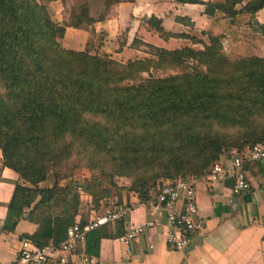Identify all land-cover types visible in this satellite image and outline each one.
Segmentation results:
<instances>
[{
	"label": "trees",
	"instance_id": "obj_1",
	"mask_svg": "<svg viewBox=\"0 0 264 264\" xmlns=\"http://www.w3.org/2000/svg\"><path fill=\"white\" fill-rule=\"evenodd\" d=\"M50 1L0 0L1 165L18 178L1 230L12 231L25 217L37 228L24 239L57 245L69 225L87 222L77 218L81 192L96 210L110 188L119 190L113 177L124 176L130 181L126 191L146 203L150 192L180 175L208 172L223 146L264 142V126L237 123L243 106L264 110V58L252 56L264 42V22L253 19L264 0H247L239 9L241 0L207 3V43L165 32L149 17L138 24L129 49L113 50L120 57L96 53L102 34L91 26L114 18L118 2L133 0H58L60 24L50 18ZM250 17L259 30L239 31ZM65 27L86 33L82 50L61 46ZM220 39L228 48L243 46L248 56L225 57ZM194 43L202 48H192ZM135 44L155 48L157 60L141 57L131 48ZM164 63L179 73H148ZM233 99L239 104L233 106ZM236 123L244 126L238 133L242 140L228 142L218 124ZM80 168L89 172L82 183L72 179ZM256 168L261 172L263 165H244L251 173ZM48 173L54 183L39 188ZM115 196L120 204L119 193ZM114 221L118 236L122 218ZM108 224L85 232V254L98 255L99 241L110 236Z\"/></svg>",
	"mask_w": 264,
	"mask_h": 264
},
{
	"label": "crops",
	"instance_id": "obj_2",
	"mask_svg": "<svg viewBox=\"0 0 264 264\" xmlns=\"http://www.w3.org/2000/svg\"><path fill=\"white\" fill-rule=\"evenodd\" d=\"M222 1L118 2L114 18L95 22L91 26L95 32L102 34V44L96 53L109 55L119 45L122 49H129L138 24L149 17L159 20L165 32L187 35L207 43L203 32L209 25L210 16L204 12V8L207 3ZM46 8L50 18L60 24V2L50 1ZM253 19L258 23L264 22V7L255 12ZM85 38V32L65 27L61 46L82 50ZM190 45L192 48L200 46L199 43ZM254 171L251 173L246 170L249 188L240 194L231 193V179L211 183L196 180L197 211L203 219V225L199 231L192 233L190 244L185 250H175L166 244L167 227L162 215L148 204L139 203L135 197L124 194L122 190L119 193L120 203L131 206L122 217L118 236L132 225L146 223L149 226L144 234L130 242L119 241L115 221L109 222L110 236L99 241L97 256L85 254L83 243L80 242L65 264H264V166L261 172L257 168ZM47 176L37 183L39 188H48L54 183L52 178L53 183L42 187L41 184L47 182ZM17 180L14 171L1 165L0 155V264L12 261L24 239L23 234H31L37 228L35 223L24 217L17 221L12 231L1 230L6 204ZM80 199L77 218L87 222L104 211L112 210L117 201V197L112 195L101 200L99 207L92 210L88 207L90 197L87 194L81 192Z\"/></svg>",
	"mask_w": 264,
	"mask_h": 264
},
{
	"label": "built area",
	"instance_id": "obj_3",
	"mask_svg": "<svg viewBox=\"0 0 264 264\" xmlns=\"http://www.w3.org/2000/svg\"><path fill=\"white\" fill-rule=\"evenodd\" d=\"M250 162H259L264 166V142L220 155L205 174L198 177L195 175L188 178L178 177L167 182L143 203L162 215L167 227L165 242L170 248L187 249L192 233L199 231L203 225V219L197 211L196 180L211 183L231 179V193L240 194L249 188L244 165ZM129 208L126 203L115 202L112 210L98 214L93 220L83 225L78 222L69 225L65 230L64 239L57 245L48 243L36 246L30 240L22 239L14 259L5 264H65L74 254L78 243L83 241L86 231L96 225L122 218ZM147 226L149 224L146 223L132 225L117 239L124 242L135 240L144 234Z\"/></svg>",
	"mask_w": 264,
	"mask_h": 264
},
{
	"label": "rangeland",
	"instance_id": "obj_4",
	"mask_svg": "<svg viewBox=\"0 0 264 264\" xmlns=\"http://www.w3.org/2000/svg\"><path fill=\"white\" fill-rule=\"evenodd\" d=\"M246 1L247 0H241L240 3L235 5V8L239 9L240 7H242L244 5V3ZM238 30L239 31H244V32H249V33H254V32L258 31L259 29L257 28L256 22L250 17L249 19H247L246 21H242L238 25ZM263 39H264V36H263ZM219 47H220L219 48L220 52L225 57L238 58V57H247L248 56L245 52H243V48H244L243 46H235L233 48H228L227 44H226V41L224 39H220ZM131 48L136 50L137 53L139 55H141V57L151 56L154 59V61L157 60V57H156L157 51L153 47H150L148 45H137V44H135ZM201 48H202L201 45L194 47V49H201ZM126 49H122V51L124 52V50H126ZM109 55L111 57H120L121 53L112 51ZM252 56H255V57L261 58V59L264 58V42L260 44V48L256 52H254V54ZM189 63H191V64H193L195 66L201 67L202 69L204 68L203 65L197 64L194 61H189ZM116 65L120 66L122 64L117 63ZM179 71H180V69L178 67H171V66H169V65H167L165 63L162 66H160V67H150L148 69V73L150 75H152L153 77L164 76V75H167V74H175V73H179ZM141 74L144 77L147 76L146 72H142ZM233 101H234L233 104H232L233 106H236V105L239 104L238 100L233 99ZM242 103H244L247 106L249 105V101H245L244 100V102H242ZM237 120L239 121L237 123H240V121H241V123L242 122H245V123L248 122V123H251V124L252 123L253 124L258 123L259 126L263 127L264 126V110L259 109L257 107H253L252 108V107L243 106L242 112H241L239 118H237ZM237 123L234 124L233 126H229L230 124H227V126H223L222 124H218L217 130H218V132L221 135L225 136L226 141H228V142H230V141L240 142L242 139L239 138V134L238 133L243 129L244 126L239 125ZM243 146H241V147H243ZM240 148H236V146H234V145H227V146L225 145V146H223L220 149L219 153L221 155H226L232 150H241L242 148L241 149ZM88 176H89V172L85 168H80L75 173V175L72 177V179H74L78 183H82V179L84 177H88ZM190 176H193V174L185 173L183 175H180V177H182V178H188ZM52 178H53V176L50 173V175L47 176V182L44 183V184H41V186L42 187H44V186L46 187L47 185H49V183H53L52 182L53 181ZM66 181H68V180L67 179L61 180V181H59V183H61V185H62V184H65ZM113 181H114L116 187H118L119 190H116L114 188H110V191H111V195L110 196L115 195L116 192L117 193H121V191L123 190L124 194L126 193L127 195L129 194L130 196L135 197L132 193L127 192L126 189H125V188H127L130 185V181H129L128 178H126L124 176H114L113 177ZM158 181H164V179H160ZM51 186H52V184H51ZM150 194L152 195V192H150ZM88 207L90 208V205ZM83 209H84V207H83Z\"/></svg>",
	"mask_w": 264,
	"mask_h": 264
}]
</instances>
